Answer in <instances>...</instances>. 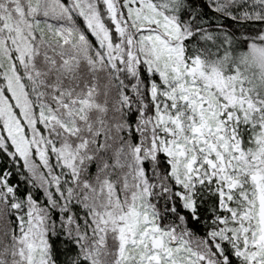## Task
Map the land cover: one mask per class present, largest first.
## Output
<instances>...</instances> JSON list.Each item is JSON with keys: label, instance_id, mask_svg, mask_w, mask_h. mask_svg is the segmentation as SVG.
Returning a JSON list of instances; mask_svg holds the SVG:
<instances>
[{"label": "snow or ice", "instance_id": "1", "mask_svg": "<svg viewBox=\"0 0 264 264\" xmlns=\"http://www.w3.org/2000/svg\"><path fill=\"white\" fill-rule=\"evenodd\" d=\"M0 264H264V0H0Z\"/></svg>", "mask_w": 264, "mask_h": 264}]
</instances>
